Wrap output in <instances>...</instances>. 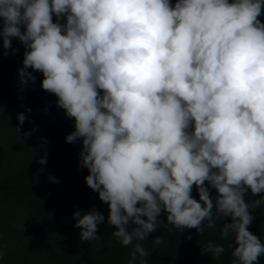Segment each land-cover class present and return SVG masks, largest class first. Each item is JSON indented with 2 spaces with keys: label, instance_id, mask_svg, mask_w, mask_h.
Masks as SVG:
<instances>
[{
  "label": "clouds",
  "instance_id": "obj_1",
  "mask_svg": "<svg viewBox=\"0 0 264 264\" xmlns=\"http://www.w3.org/2000/svg\"><path fill=\"white\" fill-rule=\"evenodd\" d=\"M262 7L264 0H0L3 55L18 38L21 88L35 82L29 68L41 71L42 88L75 118L66 142L82 138L85 181L108 205L112 236L132 246L129 264H148L141 242L164 225L162 212L167 225L202 234L203 222L217 226L215 210L231 217L221 228L224 238L234 234L231 264L264 255L249 231V209L264 198L245 202L249 189L264 192ZM17 118L22 125L26 116ZM73 216L81 240L99 239L101 212ZM224 250L202 247L213 259Z\"/></svg>",
  "mask_w": 264,
  "mask_h": 264
},
{
  "label": "trees",
  "instance_id": "obj_2",
  "mask_svg": "<svg viewBox=\"0 0 264 264\" xmlns=\"http://www.w3.org/2000/svg\"><path fill=\"white\" fill-rule=\"evenodd\" d=\"M258 19L264 23V15ZM2 22L0 18V25ZM11 41L16 51L9 49L3 55L0 38V264H129L132 246H124L112 236L116 227L107 223L108 205L85 181L89 173L80 166L82 138L66 142V135L75 130V118L67 117L65 110L56 105L58 97L42 88L41 71L29 68L35 82L21 88L18 69L23 67L25 47L16 37ZM19 113L26 116L22 125ZM26 132L31 134L25 137ZM45 155L47 162L42 165L39 159ZM49 176L58 182L50 181ZM205 186L214 200L216 189L207 181ZM191 196L199 200L195 185ZM261 198L264 192L254 196L249 189L245 202ZM93 207L105 217L98 225L99 239L81 240L73 213L79 209L83 215ZM249 211L253 215L249 231L264 243V202ZM166 215L162 212L159 217L164 225L141 242L149 251L148 264H231L236 247L234 234L224 238L221 232L231 217L219 218L214 210L217 226L208 228L203 222L205 228L200 234L195 228L178 230L167 225ZM157 236H162L164 243L154 245ZM209 241L224 247L219 259H213L209 252L202 253ZM135 264H139V258ZM253 264H264V255Z\"/></svg>",
  "mask_w": 264,
  "mask_h": 264
}]
</instances>
